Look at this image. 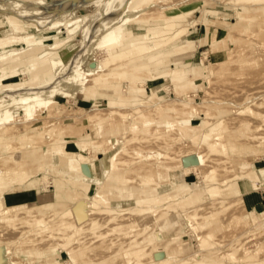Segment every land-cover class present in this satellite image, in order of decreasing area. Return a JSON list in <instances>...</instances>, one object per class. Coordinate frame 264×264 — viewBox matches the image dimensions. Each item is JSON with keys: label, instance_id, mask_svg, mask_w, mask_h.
Returning a JSON list of instances; mask_svg holds the SVG:
<instances>
[{"label": "rangeland", "instance_id": "374dc122", "mask_svg": "<svg viewBox=\"0 0 264 264\" xmlns=\"http://www.w3.org/2000/svg\"><path fill=\"white\" fill-rule=\"evenodd\" d=\"M126 1L0 0V125H16L15 133L7 136L13 140L11 148H4L0 126V176L5 173L0 186V264H130L135 259L127 258V253L134 247L149 253L143 261L148 263L161 251L172 259L197 251L201 237L223 247L242 230L235 223L237 218L243 227L249 226V216L234 199L243 178L233 182L231 191L212 192V201L187 214L172 207V200L158 204L156 196L173 194L183 178L201 186L194 175L196 167L188 172L176 170L185 151L201 152L202 172L221 162L223 168L217 169L221 179L232 175L226 168L233 173L264 168V146L259 140H248L251 135L264 137V123L255 116L264 113V11L252 12L218 0H192L195 11L185 19L193 22L189 35L186 41L164 48L168 62L162 72L155 73L162 89L152 96L149 90L155 87L151 83L155 79L150 78L153 71L146 60L119 69L96 67L90 74L83 72L84 53L88 59L105 55L94 43V35L123 17ZM178 1L157 0L139 9L143 12L132 25L135 37L153 24L145 15ZM206 34L205 45L183 58L181 53L195 42L198 46ZM213 40L216 43L210 46ZM209 52L213 54L203 61L202 53ZM160 64L155 61L156 66ZM141 67L143 74L129 77ZM132 81L140 83L135 92L130 90ZM113 86H118V93L112 94ZM183 96L188 104L180 102ZM94 104L96 115L85 121V112ZM109 108L122 113L113 115ZM176 120L186 125L185 131L165 126ZM243 122L246 126L240 131L237 127ZM219 123L231 131L226 135L229 142L221 132L212 131ZM52 124L59 132H52ZM30 134L35 140H22ZM193 138L197 140L192 144ZM216 140L221 152L208 153L205 146ZM45 143L64 147L60 153L71 163L62 157L55 163L54 151L43 149ZM98 158L104 170L99 178L90 179L87 167ZM16 175L28 186L48 180L54 187L42 191L39 185L34 190L41 200L28 206L52 203L41 209L40 218L27 219L26 210L5 206L4 194L27 188L19 185ZM252 194L264 195V190ZM52 211L56 215L65 211L64 220L74 228L61 232L59 238L41 239L36 227ZM14 214L20 216L13 220ZM92 221L98 228L90 229ZM156 234L161 242L154 241ZM239 241L237 250L230 246L211 254L234 251L240 257L247 250L253 256L241 261L224 256L221 264L264 260V223L246 231ZM73 253L80 256L72 260Z\"/></svg>", "mask_w": 264, "mask_h": 264}, {"label": "bare ground", "instance_id": "6f19581e", "mask_svg": "<svg viewBox=\"0 0 264 264\" xmlns=\"http://www.w3.org/2000/svg\"><path fill=\"white\" fill-rule=\"evenodd\" d=\"M153 1L157 0H127L125 3V7L123 8V17L118 20L114 21L112 24H110L107 27H103L100 29L95 35H94V43L96 46H98L100 49L105 50V55L101 57L100 59H94V58H86L87 55L83 54V62L87 63V65L83 68L84 73H92L96 67H99L101 69H115V68H121L122 66H129L135 62H138L140 60H146L149 65H155V61L160 60L163 64H166L168 62L169 56L163 55V52H165L164 48L167 47V49L177 45V42L179 41H186L188 34V30L190 25L193 24V22L186 21L185 19H189V17L192 15V13L195 11V2L192 0H180L176 4L168 5L162 8H159L155 13H149L145 15L147 17V20L151 23H153L151 26L147 28V31L142 33L139 37H135L137 34L135 32H132V25H134L135 19L143 12L142 10L139 11L142 7H146L150 5ZM164 1V0H160ZM202 2V0H199ZM220 4L230 5L237 8H246L252 12H259L264 11V0H218ZM191 4H194L191 6ZM132 11H137L136 13L132 14ZM143 17V16H141ZM144 18V17H143ZM135 26V25H134ZM206 27V26H205ZM204 30V29H203ZM140 34V33H139ZM179 44V43H178ZM183 48V47H182ZM211 50L213 52L216 50V45L211 47ZM183 54V58L190 56L188 53H181ZM213 53L209 52L208 54L202 53L203 55V61L207 60L209 58V55ZM172 56V55H171ZM175 59H177L176 56H174ZM89 60V61H88ZM88 61V62H86ZM159 62V61H158ZM200 63V62H199ZM206 62H203V65H205ZM195 65V64H194ZM219 66V65H218ZM157 67V66H156ZM154 68H151V71H153ZM219 72V70H218ZM155 73L157 71H153L150 75V78L155 79ZM40 74V73H39ZM32 75V74H31ZM204 82H208V80L203 77ZM196 78L191 79L193 82ZM152 85L155 87L149 90V93H151L152 96H156L159 94L160 90L162 89V85L157 83L156 79L153 80ZM137 84H140L139 82L132 81L130 84V90L131 92H135L138 89ZM3 86V84H1ZM114 91L118 93V86H113ZM165 91H168V88L165 89ZM13 92V91H12ZM17 92V91H16ZM15 92V93H16ZM14 93V92H13ZM10 94V93H9ZM180 102L188 104L189 100L187 97H182L180 99ZM94 108H92L90 111L85 112L84 114V120L87 121L90 118H93L95 114L94 112H97L98 109H96V105L94 104ZM136 110V108H135ZM109 111L112 112L111 114H121L122 111L119 109L109 108ZM236 112V111H235ZM255 116H259L262 119V122L264 123V113L262 114H255ZM67 118V116H64ZM63 117V118H64ZM58 118V117H57ZM61 118V117H60ZM69 118L72 120V118L69 116ZM10 122V121H8ZM170 122V121H169ZM172 122V121H171ZM13 123V122H12ZM10 123H1V129L3 130L2 134L6 137L1 139L4 144V148H11V145L13 142L12 139H7V136L11 133H13L14 129L16 128V125ZM52 132H59L58 127H54V124H52ZM167 128L171 130H177L178 132L185 131V124L180 122L179 120L173 121L172 123H167L165 125ZM246 126V122L241 123L237 127L238 130L241 131L243 127ZM264 126V125H263ZM195 127V126H193ZM28 129V128H26ZM25 130V129H24ZM217 130V132H221L223 134V137L227 142L230 141V139L226 136L227 134L231 133L222 123H219L218 126H215L212 128V131ZM15 133V132H14ZM13 135V134H12ZM17 135V134H15ZM31 136L30 138H28ZM24 138V137H23ZM34 135L30 134L27 135L25 139L22 140H35L33 139ZM197 139L193 138L191 139V143L193 144ZM248 140H259L260 145L264 146V137L258 138L257 136L251 135V137H248ZM217 141V140H216ZM216 141L209 143L205 146V149L208 153H220L221 151L218 149L219 142ZM40 142V141H39ZM36 144V143H35ZM43 144V143H42ZM48 144V143H45ZM81 147H84V143H80ZM43 149H49V153H51L55 147H59L58 144H48L43 145ZM75 156L72 154V157ZM67 163H71L70 158L66 159ZM204 156L199 151H185L183 153V156L180 157V160L178 161V165L176 167V170H183L186 169L187 172L188 169L192 170V168H195L194 175L197 180L201 183V186L198 187L194 184H184L180 183L178 185V188L173 192V194L169 196L165 195H157V203L162 204L164 201L172 200L171 206L175 209L177 207H180V210L183 214H187L190 212V210L195 208H202L206 201H212L211 197L212 192L222 194L223 192L229 190L231 191V188L233 186V182L238 180L239 178H243L242 184L238 191L235 192V202L240 207V209L246 213L249 216V226L243 227L242 226V220L237 218L235 220V223L237 226L242 228V230L235 235L230 241H228L223 247H219L213 244H210L208 242V239L201 237L198 242V249L197 251L187 253L184 256L176 257L174 259L172 258H166L165 252L161 251L156 255V260L148 263H144V259H146L149 256V253H147L143 248L141 247H134L133 252L127 253V258H133L135 259L130 264H194L196 262H199L200 260L203 261V264H221L225 259L224 256L229 259H238V260H249L253 256L250 255L247 250L243 252V254L238 257L236 256V252L231 251L227 252L226 254H211L214 252H219L221 249L225 247L232 246L234 249H239L241 246V243L239 240H241L242 237L246 234V231H253L254 228L264 223V209L262 212H251L247 213L242 205L241 196L243 191H257L261 192L264 190V168L263 169H250L249 171H241L240 173H233L234 171L232 168H226V172L228 174H232L230 176L220 178L218 175V168H223L220 165L221 162L218 160L214 163L210 169H206L207 171L202 172L204 169L199 168V166H202L204 163ZM46 165V164H45ZM86 165V164H85ZM50 167V165H49ZM86 168V167H85ZM89 168V167H87ZM43 166L39 167V170H42ZM48 180H45L41 183H37L43 188L42 190L47 189L50 186V183L47 182ZM33 183V182H32ZM197 187V190H194V188ZM232 193V192H231ZM224 194V193H223ZM232 196V194H231ZM51 204L40 207L38 213H34L32 211H29L26 207H17L12 206L13 211H21L26 210L27 214L23 215L27 219L32 220L35 217L43 216V213L40 212L42 208H48ZM143 208H148V205H144ZM15 213V212H14ZM180 213V211H179ZM49 216H47V221L45 222L40 221L38 223V226L36 227V235H39L41 239L44 238H59L61 235L60 233L63 231H68L73 229V225L70 223H67L64 220V217L67 215L65 211L60 213L59 215H56L55 212H49ZM19 214L13 215V220L16 217H19ZM198 218L200 219L203 214H198ZM115 218L112 216L110 218L111 221H113ZM12 221L8 222L11 223ZM187 222H189V225L192 226V222L187 219ZM98 223L96 221H92L90 223V229H96L98 228ZM1 227V226H0ZM24 233V232H23ZM22 233V234H23ZM67 243L70 242L71 238L70 236H67ZM155 242H161L162 238L159 234L155 235ZM66 246H63V248ZM70 254V253H69ZM215 255V256H214ZM80 256V253H73L70 255L71 259L74 260V258ZM214 256V257H213ZM240 264H264V260H258V261H252L250 263H244L241 262Z\"/></svg>", "mask_w": 264, "mask_h": 264}, {"label": "crops", "instance_id": "0c3cea01", "mask_svg": "<svg viewBox=\"0 0 264 264\" xmlns=\"http://www.w3.org/2000/svg\"><path fill=\"white\" fill-rule=\"evenodd\" d=\"M215 41L213 40L211 43H209L210 46L213 45L214 43H216ZM198 42L200 43L198 46L196 45V42H195L194 45L188 46V48L186 49V51L184 53L189 52V53L193 54L196 51V48H198L199 46L205 45V43L207 42V34L205 35V37L203 39L198 40ZM149 67L154 68L153 71H157L159 73V72H162V70H164L163 68L166 66H165V64L162 63L160 65H157V67H156V65H152V64L149 65ZM142 68H144V67L134 69L133 74L129 77L130 78H134V77L137 78L138 77L137 75L143 74L145 72V70H143ZM114 80L125 81V80H122V78H120V77H115ZM114 85H117V83L115 82ZM126 87H127V85H126ZM99 91L105 92L106 89L105 90L99 89ZM112 94H114V90H113ZM78 100L82 101V102H91L93 99L80 98ZM63 149H64V147L63 148L58 147V148H55L53 150L54 152H53V156L51 157V159L54 160L55 163H57L61 157L66 158V157L62 156L60 153ZM66 159H68V158H66ZM103 164H104L103 160L98 158V159H96V162H92L89 165V170L92 173V177L90 179L99 178V176L101 175V173L104 170L102 167ZM254 169H257V168L254 167ZM188 175L189 174H186L184 176L186 177ZM3 176H5V173L0 176V186H1V180H2ZM15 178L18 179L19 185L24 184V185H26L27 188H21L20 190H17L15 192L4 194L3 199H4L5 206L26 207L28 210H30L34 213H38L40 207L52 204L50 202H48V203L45 202L39 206H28V204L36 202V200H38V199L41 200L40 195H38L34 191V190H37V187L28 186V184L17 175L15 176ZM90 179H87V180H90ZM83 180H86V179L83 178ZM182 183L192 184V183H188L184 178H183ZM49 188H54V187L49 186L48 189ZM42 191H44V190H42ZM252 192H257V191H243L242 192V196H241L242 205L244 204L243 208L247 213H251L253 211L258 213L259 210H262L264 208V195L263 194H260V195L259 194H252ZM53 198L55 199V194H53ZM35 218H40V217H35Z\"/></svg>", "mask_w": 264, "mask_h": 264}]
</instances>
